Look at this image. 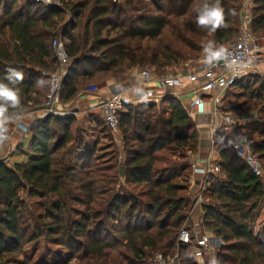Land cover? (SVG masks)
<instances>
[{
	"label": "trees",
	"instance_id": "16d2710c",
	"mask_svg": "<svg viewBox=\"0 0 264 264\" xmlns=\"http://www.w3.org/2000/svg\"><path fill=\"white\" fill-rule=\"evenodd\" d=\"M3 2L0 81L11 86L9 69L23 75L15 85L21 107L8 113L13 119L47 104L50 78L60 69L56 40L72 59L59 93L67 103L95 82L102 86L147 66L165 73L199 59L210 41L228 46L249 9L252 34L258 40L264 36V0H220L224 24L215 31L197 26L204 0H69L49 8L35 0ZM251 78L237 82L223 101L264 119V77ZM161 106L124 104L119 114L123 164L118 157L95 164V152H80L83 131L72 130L73 118L35 121L31 157L13 167L0 164V264L22 257L23 264H152L157 254H178L180 264H195L192 248H178L177 241L192 222L189 180L199 136L177 100L165 98ZM243 129L255 141L264 168V122ZM215 148L220 172L205 181L201 225L223 242L215 264H264V223L257 235L252 230L264 201L262 179L227 140ZM166 151L179 161L160 155ZM42 240L60 251L37 259L26 254Z\"/></svg>",
	"mask_w": 264,
	"mask_h": 264
},
{
	"label": "built area",
	"instance_id": "2783aa9c",
	"mask_svg": "<svg viewBox=\"0 0 264 264\" xmlns=\"http://www.w3.org/2000/svg\"><path fill=\"white\" fill-rule=\"evenodd\" d=\"M68 1L35 0L37 4L46 8L62 7L63 3ZM251 22L252 19L245 14L238 37L228 46L223 47L225 49L224 56L211 64L205 62L207 54L203 49L196 65L191 70H182L176 74L165 72L156 76L149 69L143 70L142 82L147 86L143 100L159 105L165 98H179L182 103L188 105V112L194 119L200 121L206 119L209 115L215 117L218 122L211 124L209 137L212 144L215 145L223 140H232V137H237V143L233 144L236 156L248 166L253 175L262 179L264 177V168L255 154V141L239 130L242 124L247 122L244 118L237 115L236 112L224 113V111L230 110V106L223 101L225 94L230 88L237 82L252 75L264 63L263 48L250 30ZM209 45L213 50L220 48L215 41L208 42L205 47ZM53 48L60 69L51 76L49 81L47 104L50 105L59 103V93L68 69L72 64V59L68 56L62 41H54ZM184 99L189 100L185 103ZM99 109L106 127L113 131L118 130L120 125L119 114L124 109L123 98L120 95L106 97L101 100ZM52 113L60 118L76 115L73 111L58 110L52 111ZM217 163L203 171L206 176L205 181L209 175L219 174ZM204 191L205 187L200 191L191 210L192 225L185 226L181 230L177 241L178 248H192L193 245L196 247L194 262H199L203 258L205 250H213L211 245L212 237L201 227L204 216L203 210L195 218L198 207L202 208L205 204ZM174 258L176 262H179L178 254ZM167 260L168 258L162 254H157L153 258L152 264H169Z\"/></svg>",
	"mask_w": 264,
	"mask_h": 264
},
{
	"label": "crops",
	"instance_id": "0c3cea01",
	"mask_svg": "<svg viewBox=\"0 0 264 264\" xmlns=\"http://www.w3.org/2000/svg\"><path fill=\"white\" fill-rule=\"evenodd\" d=\"M247 17L252 19L251 15V9L247 10L246 12ZM259 45L263 48L264 53V36L259 38ZM82 70L78 72L79 74H82ZM142 72L141 69H134L130 72H128L125 75H121L117 77L116 79L111 78L105 81V83L102 86H90L82 90L76 98H74L72 101L67 103H62L59 99V104L61 106L60 111H73L75 112V116L68 117L73 118V126L72 129L75 126L78 125H85L86 132H83V146L80 147L79 151H90V148L93 146L96 148L98 144V140L94 139V130L97 131L98 125L100 123H103V120L101 118V113L99 109V104L101 103V100L109 97L111 95H120L123 100L124 104L127 105H138V104H153L152 102H145L143 100L146 85L142 82ZM171 73L169 70L166 71V73ZM153 74V73H152ZM163 73H158V75H161ZM176 74V73H172ZM264 77V63L261 64L258 68V70L248 76V77ZM78 78V77H77ZM124 89L120 90L118 87L119 82ZM95 85V84H94ZM126 85V86H125ZM121 91V92H120ZM179 102L183 110L188 114V116L191 118L192 122L195 124L196 131L199 136V145H198V151L197 153L191 157V163H193L192 168V175L189 182V188H190V195L192 197V202L194 204L195 200L200 194V191L204 187L206 176L203 173L204 170L208 169L213 164H216L218 162V156L216 154V151L214 150L211 142H210V129L211 124L217 123V119L215 117L209 115L204 120H196L193 117L190 116L188 112V105L182 103L179 98H174ZM189 99H184L185 103ZM162 102L159 104L161 105ZM157 105V104H153ZM158 106V105H157ZM230 106V110L224 111V113H232V112H238L236 107L233 105L228 104ZM44 112H27L24 115H21L17 118H12V120L8 121L6 124V127L8 129L6 135V139L0 142V162L3 161L4 164H6L8 167H13L16 164L23 163L27 161L31 155V144H32V135L30 133V128L32 124L40 119H44ZM66 118V117H65ZM244 119L253 120V115L246 114V116H243ZM104 127L106 125L104 124ZM232 146L233 144L237 143L238 138L232 137V140H227ZM219 144V143H218ZM122 155L125 154L124 151H122ZM120 155V156H122ZM199 170V171H197ZM203 210V206L198 207V210L196 211L195 218L199 216V213L201 214ZM261 229V228H260ZM260 229L257 231L255 235L258 234ZM210 237H212V251L205 250L203 254V258L200 259L199 262H194L195 264H206L210 263L212 260L213 252H216L214 248L219 246L221 248L223 246V242L220 239H216L213 234L205 231ZM196 247L192 246V254L194 256V251ZM197 250V249H196ZM216 256V253H215ZM214 257V256H213ZM194 260V259H193Z\"/></svg>",
	"mask_w": 264,
	"mask_h": 264
},
{
	"label": "rangeland",
	"instance_id": "374dc122",
	"mask_svg": "<svg viewBox=\"0 0 264 264\" xmlns=\"http://www.w3.org/2000/svg\"><path fill=\"white\" fill-rule=\"evenodd\" d=\"M20 2H22L23 0H19ZM5 5V2H3L2 4H0V9L3 8V6ZM197 63V59H191V60H186L184 62H182L181 64L179 65H175V66H172L170 68L167 69V71L169 70L171 73H178L182 70H191V68L193 66H195ZM145 69H149L154 76L158 75V70L154 67H150V66H147L143 69H141V71L145 70ZM254 76L249 79L248 81L250 80H253ZM116 79V78H114ZM102 82H95V85H90V86H100L99 84H101ZM119 85L118 87L120 88V90L124 89V87H122L120 84V81L118 82ZM88 86V87H90ZM126 86V85H125ZM121 92V91H120ZM228 102L233 104V101L234 99H232L230 97V95L228 96L227 98ZM226 105H228L227 103H225ZM157 109H163L161 105H156ZM249 110V109H247ZM246 114H251L253 115L254 118H252L253 120H246L247 123H244L242 124V126L240 127V132L241 133H244V127L249 124V123H254V122H260V123H263L264 122V119L262 118L261 114L257 111H253V109H251V111H245L243 113H238L237 112V115H239L240 117L243 118V116H246ZM102 118V116H101ZM103 120V118H102ZM77 127H79V129L81 131H85L86 132V127L85 125H78V126H75L72 130H75ZM94 139L98 140V145L97 147L95 148L94 146L92 148H90V151L91 152H95L96 153V156L94 158V162L95 164H107L113 157H118V162L119 163H122L123 164V161H124V155H122V151H123V147H124V143H123V140H122V133H121V130L118 129L116 131H113L111 129H109L108 127H104V124L103 123H100V125H98V128H97V131L94 130ZM211 142V141H210ZM212 144V142H211ZM213 148L214 150L216 151V144L213 145ZM113 147V148H112ZM217 154V152H216ZM122 155V156H120ZM160 155H162V157H167L170 161H174V162H177L179 161V159L175 156L172 155V153H168L167 151L166 152H162L160 153ZM100 161V162H99ZM3 163V161L1 162ZM164 164H158V167H163ZM190 182V180H189ZM262 182L264 184V177L262 178ZM123 188L124 186L121 185ZM22 198L24 200H26V196H24V194H22ZM206 202V200H205ZM264 223V201L263 203L261 204V207H260V211H259V214H258V217H257V220L255 222V224L253 225L252 227V230H253V233H257V231L262 227ZM187 226H190L192 225V222L191 223H187L186 224ZM214 250H216V252H213V256H212V260L210 261V264H215V253L217 254V251L220 250L219 246H217L216 248H214ZM58 251H60L58 248L56 247H53V246H50L48 244L45 243V241H40L37 245H30L26 248V254L28 255H32V254H35L34 256L36 257L35 259L38 258V256H41L47 252H51L52 255L53 253H58ZM58 256V255H57ZM23 259L24 257L20 258L17 262H15L14 264H23ZM180 260V259H179ZM51 261H55V259H51ZM169 264H180V262H176L175 261V258H172V257H168V260Z\"/></svg>",
	"mask_w": 264,
	"mask_h": 264
},
{
	"label": "clouds",
	"instance_id": "9594fccd",
	"mask_svg": "<svg viewBox=\"0 0 264 264\" xmlns=\"http://www.w3.org/2000/svg\"><path fill=\"white\" fill-rule=\"evenodd\" d=\"M196 22L198 27L209 28L212 31L223 26L224 11L220 0H214L212 3L204 0L202 7L198 9ZM204 52L207 54L205 62L211 64L213 61H217L224 56L225 49L220 47L213 50L209 45L204 48ZM6 79L11 82V86L8 83L0 81V142L7 138L5 135L8 131L6 124L13 118L12 114H8L9 109L16 110L21 107L19 90L15 85L23 79L22 73L15 69H9Z\"/></svg>",
	"mask_w": 264,
	"mask_h": 264
},
{
	"label": "water",
	"instance_id": "95a60500",
	"mask_svg": "<svg viewBox=\"0 0 264 264\" xmlns=\"http://www.w3.org/2000/svg\"><path fill=\"white\" fill-rule=\"evenodd\" d=\"M60 108H61V106H60L59 103H56L54 105L46 104L43 107L34 110V112H44L45 113L44 118H47V117H50V116H54L52 111H58V110H60ZM0 164H1V162H0ZM125 171H126V168L124 166H121L120 167V177L121 178H124Z\"/></svg>",
	"mask_w": 264,
	"mask_h": 264
}]
</instances>
